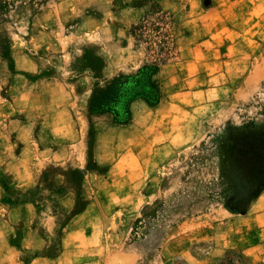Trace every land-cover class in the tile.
Instances as JSON below:
<instances>
[{"label":"rangeland","instance_id":"rangeland-1","mask_svg":"<svg viewBox=\"0 0 264 264\" xmlns=\"http://www.w3.org/2000/svg\"><path fill=\"white\" fill-rule=\"evenodd\" d=\"M97 57L108 62L102 74L86 67ZM175 60L171 75L185 74L195 92L176 98L186 101L188 112L197 106L181 121L180 134L188 128L191 138L196 126V142L170 146L168 123H149L147 145L139 138L120 148L153 160L134 162L135 176L116 179L115 188L103 182L111 191L100 195L101 208L78 217L88 202L82 171L44 163L38 186L27 192L0 171L4 204L27 199L41 207L44 219L54 215L38 253L10 248L8 234L0 233V264H192L186 251H211L197 233L244 218L264 190V0H0V140L11 138L12 150L15 139L30 137L48 156L50 113L68 106L85 131L89 166L103 171L92 157L94 124L105 137L121 134L106 129L109 116L89 112L93 90L144 64ZM63 189L74 193L70 210L55 200ZM234 258L246 264L236 252L220 264Z\"/></svg>","mask_w":264,"mask_h":264},{"label":"crops","instance_id":"crops-1","mask_svg":"<svg viewBox=\"0 0 264 264\" xmlns=\"http://www.w3.org/2000/svg\"><path fill=\"white\" fill-rule=\"evenodd\" d=\"M105 61L108 66L107 59ZM177 63L176 60L164 63L153 76L154 83L161 91V100L157 105H150L144 98H136L131 105L132 118L128 124H117L112 121L106 126L107 130L119 132L121 136L107 135L105 137L100 125L94 124L96 136L92 157L94 164L99 168H104L103 171L98 172L89 166V150L85 131L76 122L72 109L68 106L59 107L57 111L50 113L54 118V125L48 127L45 132L47 135L42 137L45 141L51 142L53 149L46 157L39 153L38 144L30 137L15 139L17 148L12 150V139L4 136L0 140V146L7 148V145L10 144V148L0 151V171L12 179L16 188L27 192L38 186V176L42 172L44 163L45 165L49 163L70 165L82 171V194L88 196L84 210L78 213L77 217L91 209L101 208L104 202L99 200L100 195L102 197L109 195L111 191V189L102 188L104 187L103 182L110 180L111 188H115L118 185L116 179L135 176L140 160H153L152 156L145 159V153L139 155L131 153L130 150L121 153L123 149L120 148L124 143L130 146L132 140L136 141L139 138L143 141L140 142L141 145H147L145 139L148 136L146 131L150 128L148 125H151L149 123L160 125L168 123L170 129H168L167 142L170 146L186 145L188 142L186 139H189V144H194L199 137L200 131L196 126L192 127L191 138L187 137L188 128L186 129V127L184 128L186 134L185 132L180 134L181 121H187L188 113L194 115L197 106L194 105L192 111L188 112L186 101L176 98L181 95L185 97L187 93L195 95L193 84L188 85L185 74L180 75L177 79H175L176 75H171V72L176 71L174 66ZM169 72L170 74H167ZM164 73L167 76L160 80V75L164 76ZM81 79H77V81ZM61 98L62 92H58V99ZM53 112L56 113L54 116ZM55 116L57 117L55 118ZM40 122V130L43 132L46 125H44V121ZM157 129H162V127H157ZM122 134H129L130 137L123 139ZM164 136V134H159L155 137L158 139L159 137L164 138ZM116 143H120L118 148H116ZM162 143L166 145V141ZM134 162L137 163L135 166ZM19 163L24 168H19ZM65 181L64 177L57 179L59 184ZM55 200L64 210L72 209L75 204L74 193L70 190L63 189L55 196ZM51 202L54 203V195H52ZM41 211V207L27 199L23 202L4 204V186L0 182V233L8 234L10 248L16 247L22 253H38V251L44 250V240L50 238V232L54 228V215L44 219ZM243 215L244 218L230 219L222 225H212L211 229L197 233V241L211 243L210 254L203 256L196 251L188 250L184 253L186 261L192 264H220L227 253L236 252L246 264H264V190L254 198ZM65 236H67V230H64L62 236L64 248L66 246ZM38 261L40 260L34 259V262Z\"/></svg>","mask_w":264,"mask_h":264},{"label":"trees","instance_id":"trees-1","mask_svg":"<svg viewBox=\"0 0 264 264\" xmlns=\"http://www.w3.org/2000/svg\"><path fill=\"white\" fill-rule=\"evenodd\" d=\"M97 61V64L86 67H99L102 74L105 61L102 57H97ZM159 68L157 64L147 63L135 73L119 75L104 86L96 87L89 99V112L108 115L117 124H128L132 118L131 105L136 98H144L150 105H157L160 102L161 91L153 81V76ZM101 74L98 73V77H101Z\"/></svg>","mask_w":264,"mask_h":264},{"label":"built area","instance_id":"built-area-1","mask_svg":"<svg viewBox=\"0 0 264 264\" xmlns=\"http://www.w3.org/2000/svg\"><path fill=\"white\" fill-rule=\"evenodd\" d=\"M241 263H242L241 260L238 259V258H234V259L232 260V264H241Z\"/></svg>","mask_w":264,"mask_h":264}]
</instances>
